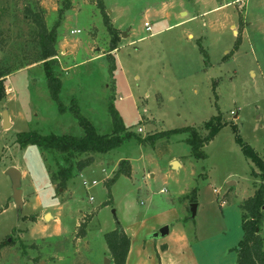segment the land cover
<instances>
[{"label":"rangeland","instance_id":"374dc122","mask_svg":"<svg viewBox=\"0 0 264 264\" xmlns=\"http://www.w3.org/2000/svg\"><path fill=\"white\" fill-rule=\"evenodd\" d=\"M70 2L60 18L59 0H0V60L12 63L32 48L36 28L26 5L43 10L48 28L60 20L54 69L66 107L62 112L51 98L41 63L6 79L0 243H13L2 247L0 264H115L107 262L105 233L118 224L131 237L129 264H156L155 247L164 242L184 264H236L240 205L254 194L260 170L233 127L264 160V0H103L119 29L114 51L97 0ZM72 100L99 133L112 130L110 105L133 133L117 148L91 154L94 161L61 186L48 172L53 162L18 135H82ZM218 114L227 125L204 145L205 157L192 154L188 133L171 131L192 126L204 136V123ZM124 160L129 173L111 182ZM12 166L24 172L19 208L6 174ZM165 225L169 233L154 237Z\"/></svg>","mask_w":264,"mask_h":264},{"label":"trees","instance_id":"16d2710c","mask_svg":"<svg viewBox=\"0 0 264 264\" xmlns=\"http://www.w3.org/2000/svg\"><path fill=\"white\" fill-rule=\"evenodd\" d=\"M59 1L60 8L58 12L61 18L64 10L70 7L71 2L70 0ZM97 4L103 13L104 22L111 35L110 51H114L118 47L119 29H116L112 25L103 0H97ZM24 13L26 18L35 24L36 28L35 32H33V36L30 38L32 48L24 58L15 56L14 60H12L14 62L12 63L9 59L0 60V100L5 97V82L10 74L26 66L41 63L46 75L51 98L57 104L58 109L63 112L66 109L61 100L63 82L54 69L56 63L55 57L57 56V49L55 47L57 41L56 29L60 24V20H58L53 27L48 28L42 9L39 10L38 7L26 5ZM24 60H26V62H24ZM72 101L73 105L69 108L74 110V115L78 120L79 126L83 130L82 135H74L71 133L41 134L37 131H24L18 135V142L21 145L25 146L31 144L38 146L43 156L45 157L46 155L49 161L53 162L55 168L52 169L50 165L46 164L47 169L52 181H57L61 186H66L69 179L79 174L85 167L89 166L94 161L91 154L105 153L117 148L133 133L123 123L114 105L109 106L112 130L107 133H99L90 119L80 112L74 100ZM224 125H227V122L218 114L204 123L203 128L208 130V133L204 136L200 134L199 129L192 126L177 128L171 131L188 133L186 141L191 145L192 154L197 158H202L205 157L204 145L208 143ZM233 128L237 132L236 140L241 145L244 154L250 158L260 170V173L254 171L255 175L260 176V182L254 194L245 199L240 205L242 210L243 237L236 248V264H264V237L261 234L264 221V160L250 145L242 141L236 125H234ZM161 134L162 133H159L158 136ZM151 138L153 137L139 139L140 141H145ZM82 156L88 157L84 159L81 158ZM78 157H80V159ZM123 163L126 164L127 167L124 169L119 167L111 182L114 181L119 174L129 173L130 162L124 160L120 162V165ZM111 182H108V184ZM84 233L85 230L83 229L82 235ZM105 240L113 262L115 264H126L131 246V237L126 233L123 226L118 224L117 228L105 233ZM12 243L13 242L10 243L9 241L1 242L0 253L3 246Z\"/></svg>","mask_w":264,"mask_h":264},{"label":"water","instance_id":"95a60500","mask_svg":"<svg viewBox=\"0 0 264 264\" xmlns=\"http://www.w3.org/2000/svg\"><path fill=\"white\" fill-rule=\"evenodd\" d=\"M3 120H4V127L8 128L11 126L10 117L7 110L3 111ZM179 164L178 161H173L174 167H176ZM6 174L10 176L12 181V189H13V199L16 204V206L19 208L23 205V197H22V188H21V178H22V172L17 167H9L6 170ZM191 213L192 216L196 213V204H191ZM51 214L47 213L45 214V219L50 218ZM169 233V227L167 225L163 226L158 230L157 232H154V237L159 236H166Z\"/></svg>","mask_w":264,"mask_h":264},{"label":"crops","instance_id":"0c3cea01","mask_svg":"<svg viewBox=\"0 0 264 264\" xmlns=\"http://www.w3.org/2000/svg\"><path fill=\"white\" fill-rule=\"evenodd\" d=\"M234 32L236 33V31H234ZM189 37H192V34H189ZM10 121H11V118H10ZM23 175H24V172H22V176ZM155 248H156V260H155L156 264H184V262L182 263V261L180 260V259H183V258L174 259L173 257H171V255H170V245L167 242L162 243V248L157 247V246ZM133 254H134V252H132V249H131V246H130V251L128 253L126 264H129V261L131 260V256ZM138 257L140 258V256H138ZM109 258L110 259H107V262L108 263L113 262V259H112L111 255H110V253H109ZM139 262H140V260H137V264H139Z\"/></svg>","mask_w":264,"mask_h":264},{"label":"built area","instance_id":"2783aa9c","mask_svg":"<svg viewBox=\"0 0 264 264\" xmlns=\"http://www.w3.org/2000/svg\"><path fill=\"white\" fill-rule=\"evenodd\" d=\"M145 27H146V29L147 30H151V25H150V23L149 22H145ZM73 33H78V32H80V30H74V31H72ZM233 113V112H232ZM139 131H141V128H139L138 129ZM97 182L95 181V180H93L92 181V184L94 185V184H96ZM90 199H92V197H90Z\"/></svg>","mask_w":264,"mask_h":264}]
</instances>
